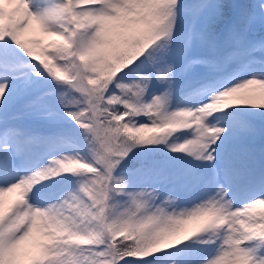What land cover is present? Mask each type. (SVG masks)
Returning a JSON list of instances; mask_svg holds the SVG:
<instances>
[{"label":"snow or ice","instance_id":"6c2138e0","mask_svg":"<svg viewBox=\"0 0 264 264\" xmlns=\"http://www.w3.org/2000/svg\"><path fill=\"white\" fill-rule=\"evenodd\" d=\"M0 264H264V0H0Z\"/></svg>","mask_w":264,"mask_h":264}]
</instances>
